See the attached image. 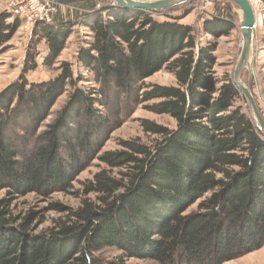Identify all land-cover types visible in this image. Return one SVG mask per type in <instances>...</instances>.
<instances>
[{"label": "trees", "instance_id": "16d2710c", "mask_svg": "<svg viewBox=\"0 0 264 264\" xmlns=\"http://www.w3.org/2000/svg\"><path fill=\"white\" fill-rule=\"evenodd\" d=\"M86 1L87 11L75 18L33 24L22 73L0 91V191L8 195L0 200V264H224L259 250L264 136L237 106L231 77L215 75V46L198 45L179 18L158 21L140 9ZM78 19L92 35L76 62L98 87H77L83 76L68 62H59L52 80L30 83L38 45L46 46L42 65L52 67ZM20 25L8 11L0 13V50ZM232 30L220 12L203 23L213 37ZM161 70L175 85L144 84ZM67 86L69 99L39 131ZM110 99L117 107L156 101L145 108L175 125L142 120L143 132L155 137L151 143L119 140V149L102 151L119 126L103 111ZM94 160L103 167L84 184L80 205H50L64 214L52 227L32 233L30 212L10 215L12 198L68 191ZM106 249L119 254L103 258Z\"/></svg>", "mask_w": 264, "mask_h": 264}, {"label": "rangeland", "instance_id": "374dc122", "mask_svg": "<svg viewBox=\"0 0 264 264\" xmlns=\"http://www.w3.org/2000/svg\"><path fill=\"white\" fill-rule=\"evenodd\" d=\"M4 1V0H0ZM111 0H97L96 7L106 6ZM207 2L211 4L208 5ZM253 16L255 17L254 28L252 30V39L249 56V70L244 69L240 75V81L246 85L249 82L251 94L255 99L259 112L264 119V2L261 0H248ZM6 3V2H5ZM10 0H7L8 8ZM1 4V3H0ZM4 7L0 6V13ZM188 12L185 16L184 12ZM218 12L223 16H227L233 23V30L229 35L213 37L203 31V23L206 19L217 16ZM77 15H73L75 18ZM158 21L168 20L169 17L179 18V22L189 25L193 29V36L198 45L205 46L211 43L215 46L212 52L214 58L213 71L217 77L229 75L233 81V72L238 61L242 37L240 35V25L242 22V13L239 7L230 0H185V2L174 6L169 10L158 12L154 15ZM72 28V34L67 39L65 49L61 52L57 59V63L50 68L42 65V60L46 54L43 42L37 47L38 56L36 57L37 67L34 71L26 74V78L30 83H40L49 81L59 74V62H68L72 66L74 73H80L84 81L77 84V87L84 88L87 91L97 88L98 84L94 83L92 74L82 69L76 62V54L80 48L87 46L91 40L90 30L82 25L81 20H77ZM33 25L24 24L21 22L20 27L12 39L5 45V50H0V91L9 84L16 81L22 73L23 61L25 60L26 50L29 47L32 37ZM145 85L158 84L162 86L175 85V78L172 74L161 70L150 78L144 81ZM72 88L67 86L65 92L57 99L55 105L51 109L49 117L41 125L39 131H43L48 123L54 118L56 112L62 108L70 97ZM240 92V91H239ZM125 97L119 100H124ZM128 102V103H127ZM123 102L117 107L115 99L109 100V108H104L103 111H108L110 119L114 125L119 126L113 130L109 139L106 141L102 151L119 149L118 141L137 138L144 143H151L155 137L145 134L141 127L142 120H150L159 125L173 128L175 121L167 115H157L150 112L145 105L153 102L141 104L139 106L132 105V102ZM237 106L241 107L245 114L252 116L245 103L244 97L240 92V98L236 101ZM98 107V106H96ZM103 166L97 160L80 173L72 187L68 191L56 192L51 196L45 197L36 194H28L22 197H14L11 201L8 211L13 218H22L27 213H31L34 220L30 230L32 233L45 231L53 226L54 221L58 218H63L64 214L57 212L50 205L58 203L67 209L77 208L83 196L84 184L92 179L94 173L99 171ZM8 195L4 191H0V200L7 198ZM197 204L191 206L187 213L195 212ZM119 254L115 249H106L101 252V256L106 259H113ZM128 264H153L148 260L130 259ZM224 264H264V246L259 250L244 255L238 259L225 262Z\"/></svg>", "mask_w": 264, "mask_h": 264}, {"label": "water", "instance_id": "95a60500", "mask_svg": "<svg viewBox=\"0 0 264 264\" xmlns=\"http://www.w3.org/2000/svg\"><path fill=\"white\" fill-rule=\"evenodd\" d=\"M234 2L242 13V22L240 25V35L242 37L241 51L233 72V82L242 93L248 110L252 116L256 128L264 136V119L259 112L254 97L251 94L249 82L244 85L240 81L241 72L250 67L249 56L252 39V30L254 28L255 17L253 16L251 6L248 0H230ZM185 2V0H154L151 2H133L130 0H111L104 7H119L126 10L140 9L146 12L157 14L173 8L176 5Z\"/></svg>", "mask_w": 264, "mask_h": 264}, {"label": "built area", "instance_id": "2783aa9c", "mask_svg": "<svg viewBox=\"0 0 264 264\" xmlns=\"http://www.w3.org/2000/svg\"><path fill=\"white\" fill-rule=\"evenodd\" d=\"M133 2H151L154 0H130ZM210 5V2H207ZM58 8L54 0H10L7 11L21 22L33 25L37 22L51 24Z\"/></svg>", "mask_w": 264, "mask_h": 264}, {"label": "crops", "instance_id": "0c3cea01", "mask_svg": "<svg viewBox=\"0 0 264 264\" xmlns=\"http://www.w3.org/2000/svg\"><path fill=\"white\" fill-rule=\"evenodd\" d=\"M54 1L58 3L57 11L53 16L54 21L71 19L73 15H79L81 13L86 12L88 8L86 0H70V2H67V0H54ZM5 2L7 3V0L0 2L1 3L0 6L4 7L2 11H7V6ZM93 2L95 5L97 4V0H93ZM44 47L46 50L45 44Z\"/></svg>", "mask_w": 264, "mask_h": 264}]
</instances>
